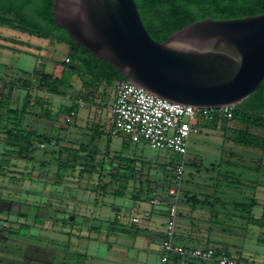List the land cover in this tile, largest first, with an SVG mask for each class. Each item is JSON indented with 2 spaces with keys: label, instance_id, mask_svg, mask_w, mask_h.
<instances>
[{
  "label": "rangeland",
  "instance_id": "1",
  "mask_svg": "<svg viewBox=\"0 0 264 264\" xmlns=\"http://www.w3.org/2000/svg\"><path fill=\"white\" fill-rule=\"evenodd\" d=\"M1 26L0 98H7L10 107L16 108L11 113L12 119L23 103H27L22 125L38 135L30 137L27 152L18 154L5 145L0 131V264H68L65 257L68 251L83 253L78 261L83 264H163L157 247L135 251L132 246L135 229L114 233L115 227L108 224L114 216L131 219L125 211L134 204L127 202L124 195L140 200L153 195L167 206L172 201V191L177 192L176 231L180 233L177 238L183 242L208 244L212 241L211 230L228 232L236 238L247 234L249 229L242 225L243 219L233 214L234 203L227 197L216 201L212 195L214 185L256 196L257 208L264 204V148L232 141L231 128L237 125L227 127L229 131L223 136L219 157L212 150L215 143L210 141V132L189 136V155H197L193 158L153 149L143 141L133 142L123 135L109 136L107 108L114 84H99L91 94L81 87L75 74H70L68 84L60 87L64 96L41 90L35 74L20 69L34 66L40 69L45 60L52 69L54 58L62 56L58 48H53L57 41L9 25ZM34 43L42 46L43 54L36 51ZM27 44L32 45L29 51L25 50ZM72 102L77 104L79 115L66 121L65 113L58 111V107ZM5 123V119L0 120V125ZM216 126H221L220 121H216ZM250 129L263 133L257 127ZM82 141H89L86 154L81 152L83 164L68 168L58 181L56 160L66 155L62 148L78 147ZM123 156L130 161L121 160ZM218 159L222 162L221 170L241 172V181L250 187L217 183L215 171L202 169L203 164L208 167ZM191 161L198 165V170L191 167ZM120 189L123 195L117 194ZM192 194L200 199L205 197L206 204L188 205L186 199ZM19 211L27 213L22 216ZM35 214L44 217L42 223L34 222ZM24 223L30 225L27 235L14 233ZM221 248L230 249L225 245ZM242 258L237 260L238 264H253L246 259L243 262Z\"/></svg>",
  "mask_w": 264,
  "mask_h": 264
},
{
  "label": "water",
  "instance_id": "2",
  "mask_svg": "<svg viewBox=\"0 0 264 264\" xmlns=\"http://www.w3.org/2000/svg\"><path fill=\"white\" fill-rule=\"evenodd\" d=\"M51 12L77 44L172 102L235 107L264 77V12L198 19L162 41L148 33L135 0H53Z\"/></svg>",
  "mask_w": 264,
  "mask_h": 264
},
{
  "label": "trees",
  "instance_id": "3",
  "mask_svg": "<svg viewBox=\"0 0 264 264\" xmlns=\"http://www.w3.org/2000/svg\"><path fill=\"white\" fill-rule=\"evenodd\" d=\"M135 3L148 33L158 41L166 39L172 31L198 19L206 17L215 19L240 17L264 12V0H135ZM52 4L53 0H0V24L27 30L39 36L50 37L53 40L62 41L68 45L66 54L68 60L61 61L63 68L60 75L46 72L42 68L32 69L37 78V87L47 93L64 96V91L60 87L68 84L70 74H75L80 79L81 87L92 94V91L99 84L106 86L115 84L120 79L127 80L107 59L99 58L86 50L83 45L77 44L62 27L55 23L51 12ZM22 72L28 73L30 71L22 70ZM84 99L87 100L86 97ZM26 104L23 103L19 112H17L16 118L12 119L14 117H11V113H15L16 108L10 107L7 98H0V120H6L5 124L0 125V131L4 134L5 145L14 149L18 154L27 152L29 150L30 137L38 135L22 125V115ZM76 106L77 104L74 102L69 105L60 104L58 111L69 114L73 110L76 113ZM217 120L208 121L206 124L210 127H215ZM229 120H236L242 124V127L231 128L234 133L231 137L232 141L242 146L254 145L264 148V77L253 93L237 106L232 107V117L230 119H219L221 127L227 129L226 123ZM10 122L11 125H8ZM251 127L260 128L263 133H254L251 131ZM93 131L98 134L96 129ZM108 135L110 136V133ZM43 137L44 139H49L47 135H43ZM127 139L130 140L128 137ZM88 144L89 141H82L79 142L78 147L70 146L62 148L65 150L66 155L62 157L63 159L58 156L59 159L56 160L55 176L58 181L64 177L68 168H74L77 165L83 164L81 152L86 154ZM121 160L130 161L128 157L124 156L121 157ZM189 163L194 169H199L194 161ZM221 163V159H218L217 161L210 162L208 167L203 166L202 169L215 171L217 183L235 188L250 187L248 183L241 181V172H234L227 168L221 170ZM122 190L120 189L117 194L123 195ZM207 194L205 193V195ZM212 195L214 200L230 197L236 208V214L244 218L251 216L250 209L256 203V199L252 194L230 192L219 187L217 188L214 185ZM204 200L205 197L200 199L192 194L186 199V203L190 206H203L206 204ZM26 213L27 211H19V215L22 216L26 215ZM43 220L44 217L42 215H34L35 223H42ZM260 222L264 224V221ZM108 224L114 226L119 231L128 230L118 223L116 216ZM29 226V223L19 225L14 233L26 236ZM180 242L186 244L182 240ZM81 256H83V253L68 251L65 253V257L67 258L66 263L83 264L82 262H78ZM239 258L242 257L237 256L235 264H238L237 260ZM242 260L243 262L246 261L243 258ZM161 263L177 264L176 259ZM191 264L208 263L192 262Z\"/></svg>",
  "mask_w": 264,
  "mask_h": 264
},
{
  "label": "built area",
  "instance_id": "4",
  "mask_svg": "<svg viewBox=\"0 0 264 264\" xmlns=\"http://www.w3.org/2000/svg\"><path fill=\"white\" fill-rule=\"evenodd\" d=\"M64 60L67 61L68 57ZM74 114L72 110L65 114L64 119L71 121ZM231 117V106L208 108L172 102L120 79L114 84L108 131L110 135H123L133 142L143 141L153 149H165L184 157L190 133L197 132L200 125L208 121ZM172 192V201L167 206L156 196L151 195L148 199L150 206L164 207L165 212L164 229L157 247L159 260L167 262L176 259L177 264H235L236 257L223 248L183 244L176 240L178 193ZM131 221H138V217H131Z\"/></svg>",
  "mask_w": 264,
  "mask_h": 264
},
{
  "label": "crops",
  "instance_id": "5",
  "mask_svg": "<svg viewBox=\"0 0 264 264\" xmlns=\"http://www.w3.org/2000/svg\"><path fill=\"white\" fill-rule=\"evenodd\" d=\"M2 28V26L0 27ZM30 44H32L30 42ZM27 44L25 45L26 47V51H29L30 48L32 47V45ZM48 46V43H46ZM24 45V44H23ZM38 44L34 43V47L36 48V51H39V53H41L42 46H37ZM45 46V47H46ZM39 47V48H37ZM53 48H58L59 51H61L60 55L62 54V56L59 57V59H55L54 61H56V63L52 64L53 68L51 69V67L48 66L46 60L43 63V67L42 69L46 72L52 73L54 75H60L61 71H62V64L58 63V61H62L64 60V58L66 57L67 51H68V45L65 42L62 41H57L54 43ZM33 50H35L33 48ZM43 54V53H41ZM58 54V53H57ZM56 54V55H57ZM55 55V56H56ZM36 67V66H34ZM27 69V68H21L20 70H26L28 71H32V69ZM56 71V72H55ZM113 97L111 99V103H112ZM111 103L109 105V107L107 108L108 110V114H109V110L111 107ZM79 113L77 114V112L73 115L74 117H78ZM221 123V122H220ZM230 124H235L236 127L233 128H239L242 127V124L236 120H229L226 125L230 126ZM234 126V125H233ZM200 130H198L197 132H192L189 134L193 135V134H199L200 132H210V141L214 142L215 145L213 146L212 150L215 151L217 157L220 156L221 151H219V149L221 148V143H224L223 140V136L227 135V132L229 131V129H224L221 126H215V127H210L207 124H202L200 125ZM189 136H188V140H189ZM216 136L217 139H213L212 137ZM188 140H187V151L184 155V157H195L197 155H189L188 152ZM223 148V147H222ZM222 150V149H221ZM199 157V156H198ZM216 157V158H217ZM202 160H207L206 158L203 157H199ZM202 166H206V165H202ZM196 170V169H195ZM125 196V200L127 202H130V204H134V207L129 210V211H125L128 215V217L130 216H137L138 217V221H131V219H118V223L126 228H133L135 229V231L133 232V248H135V251H139L142 252L143 248H146L147 246H153V247H158V241L160 240V238L162 237V232L164 229V223H165V212H164V207L160 208V207H154V206H150L148 203V199L143 200V199H138V197H133V199L128 198L126 195ZM256 199V203L254 204V206L251 207L250 212H251V216H249V218H244L241 216H238L236 213V210L234 212L233 210V214L237 217V218H242L243 219V223L242 225L247 229H249V231L247 232V234H239V238H236L235 235L233 234H229L228 232H217L216 230H211L212 232L210 233V238L211 241L208 244L205 243H201V244H195V242H186V244H193V245H215L217 247H221L222 245L227 246L230 249H227V251H229L230 254L234 255V256H241L244 259H246L249 262H253V264H264V224L260 221H264V204H261L260 207H256L257 206V197L254 196ZM135 198V199H134ZM227 200H230L232 203V199L230 197L226 198ZM216 201H218V199H215ZM234 207V206H233ZM176 222V221H175ZM175 228H176V224H175ZM116 230H114V233H116L118 231L117 228H114ZM176 230V229H175ZM113 233V232H112ZM111 233V234H112ZM114 233L112 235V237H114ZM180 233L176 231V240L180 241L181 239H178V235ZM235 238H234V237ZM114 243H118L117 241H112ZM238 242V243H237ZM120 244V243H119ZM125 245V244H123Z\"/></svg>",
  "mask_w": 264,
  "mask_h": 264
}]
</instances>
